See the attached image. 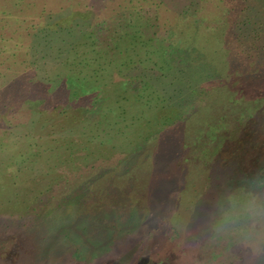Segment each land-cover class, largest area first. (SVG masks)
<instances>
[{
    "label": "rangeland",
    "instance_id": "374dc122",
    "mask_svg": "<svg viewBox=\"0 0 264 264\" xmlns=\"http://www.w3.org/2000/svg\"><path fill=\"white\" fill-rule=\"evenodd\" d=\"M253 196L264 0H0V264H264Z\"/></svg>",
    "mask_w": 264,
    "mask_h": 264
},
{
    "label": "clouds",
    "instance_id": "9594fccd",
    "mask_svg": "<svg viewBox=\"0 0 264 264\" xmlns=\"http://www.w3.org/2000/svg\"><path fill=\"white\" fill-rule=\"evenodd\" d=\"M228 216L234 221H238L241 217H246L252 221H264V202L253 196L239 208L233 209Z\"/></svg>",
    "mask_w": 264,
    "mask_h": 264
},
{
    "label": "trees",
    "instance_id": "16d2710c",
    "mask_svg": "<svg viewBox=\"0 0 264 264\" xmlns=\"http://www.w3.org/2000/svg\"><path fill=\"white\" fill-rule=\"evenodd\" d=\"M20 91H21V90H20ZM21 93H22V91H21ZM21 93L19 94V96L21 95ZM107 174H108V173H107ZM96 179H98V178H95V181H96ZM93 180H94V179H93ZM89 188H90V187H89ZM89 188H88V189H89ZM84 200H86V198H85ZM84 200H83V201H84Z\"/></svg>",
    "mask_w": 264,
    "mask_h": 264
}]
</instances>
